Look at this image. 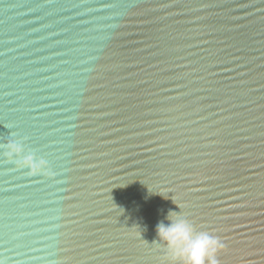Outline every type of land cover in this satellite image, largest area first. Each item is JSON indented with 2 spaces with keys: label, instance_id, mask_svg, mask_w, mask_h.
I'll list each match as a JSON object with an SVG mask.
<instances>
[{
  "label": "water",
  "instance_id": "1",
  "mask_svg": "<svg viewBox=\"0 0 264 264\" xmlns=\"http://www.w3.org/2000/svg\"><path fill=\"white\" fill-rule=\"evenodd\" d=\"M9 142L0 264H170L174 213L264 264V0H0Z\"/></svg>",
  "mask_w": 264,
  "mask_h": 264
},
{
  "label": "clouds",
  "instance_id": "2",
  "mask_svg": "<svg viewBox=\"0 0 264 264\" xmlns=\"http://www.w3.org/2000/svg\"><path fill=\"white\" fill-rule=\"evenodd\" d=\"M0 147L7 149L2 153L5 159L22 151L21 145L14 142ZM17 166L26 168L28 175H49L48 161L32 152L25 155ZM166 219L168 223L159 222L155 230L158 240L166 246L170 264H217L218 254L225 248L219 237L199 230L187 215L174 213Z\"/></svg>",
  "mask_w": 264,
  "mask_h": 264
},
{
  "label": "snow or ice",
  "instance_id": "3",
  "mask_svg": "<svg viewBox=\"0 0 264 264\" xmlns=\"http://www.w3.org/2000/svg\"><path fill=\"white\" fill-rule=\"evenodd\" d=\"M203 6H206V5H203Z\"/></svg>",
  "mask_w": 264,
  "mask_h": 264
}]
</instances>
